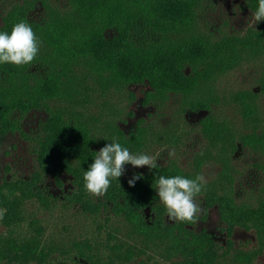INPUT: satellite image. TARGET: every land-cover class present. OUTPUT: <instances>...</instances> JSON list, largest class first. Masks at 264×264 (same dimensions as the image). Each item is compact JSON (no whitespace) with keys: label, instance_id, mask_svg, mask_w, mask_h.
Wrapping results in <instances>:
<instances>
[{"label":"trees","instance_id":"1","mask_svg":"<svg viewBox=\"0 0 264 264\" xmlns=\"http://www.w3.org/2000/svg\"><path fill=\"white\" fill-rule=\"evenodd\" d=\"M40 1L45 7L43 22L30 24L41 33L36 59L31 65L6 63L0 67L2 132L23 131L21 118L30 110L45 109L48 114L33 138L36 168L27 176L0 181V263L45 264L58 254L72 256L78 264H99L101 260V264H111L114 257L129 261L152 250L176 264H256L257 256L264 252V195L256 202L240 200L229 178L228 185L206 184L200 203L204 209L218 207L227 237L221 244L205 229L193 228V223L168 220L155 181L159 175L194 179L206 157L219 159L225 177V169L233 168L239 144L264 151V116L256 102L258 92L249 88L236 93L243 103L241 115L247 131L213 111L199 120L208 147L217 153L206 150L196 154L194 170L176 160L156 162V169L146 166L128 175L124 172L111 181L103 197H92L84 189L83 173L97 149L89 119L92 114L77 106L89 101L88 87L118 89L148 83L150 89L145 94L149 98L181 95L189 97V109L210 110L216 102L212 87L218 75L243 60H264V20L243 34L217 38L199 27L203 0H66L64 7ZM247 3L254 12L258 0ZM8 27L6 21L4 29ZM57 28H63L62 36L56 37ZM58 55L62 63L59 72L54 69ZM36 66L43 67L42 71ZM87 77L93 83H86ZM78 79L83 86L79 101L71 99L66 89ZM257 85L264 91V70ZM111 128L120 144H137L142 139L140 126L129 134L116 122ZM63 172L73 183L64 192L65 199L95 219L104 216L110 220V226L102 223L106 238L103 231L95 239L57 233L58 228L45 233L47 226L40 216L25 213L34 202L45 211L53 207L58 196L50 192L46 179L51 176L61 183ZM136 173L143 178L129 186L127 181ZM235 227L254 228L256 245L245 248L234 244L230 235ZM103 246L108 248L103 249L107 258L99 259Z\"/></svg>","mask_w":264,"mask_h":264},{"label":"rangeland","instance_id":"2","mask_svg":"<svg viewBox=\"0 0 264 264\" xmlns=\"http://www.w3.org/2000/svg\"><path fill=\"white\" fill-rule=\"evenodd\" d=\"M49 2L62 7L67 5L66 0H49ZM44 10L45 7L40 0H0V32H9L15 23L22 20L29 24L42 23ZM252 12L247 0H203L198 13V24L202 31L217 38L243 34L249 27L246 19ZM17 14H22V16ZM6 21L9 27L4 29ZM34 32L39 41L41 33ZM107 32L110 35L113 33L112 30ZM62 35L63 28H57L56 37ZM58 44L60 45V42ZM263 62L261 57L243 60L239 66L218 75L212 87V96L216 102L211 103L210 110L206 108L189 109L187 106L189 97L181 95L170 94L162 98H149L145 94L150 89L148 83H132L118 89L88 87L86 94L89 101L83 105L79 103L77 107L80 111L87 110L92 114L89 119L92 123L97 151L106 143L117 142L114 136L117 134L112 133L111 124L113 122H116L126 134L136 133L140 126L141 129L143 128L140 142L134 144L128 141L127 144L121 143L122 147H126L133 155H155L164 149L156 162L167 163L170 160H176L182 167L192 171L196 168L194 163L196 154L206 152V150H211L213 154L217 153L208 147L207 138L200 131L199 120L205 114L213 111L231 119L236 128L247 131L248 128L241 115L243 103L237 98L236 93L250 88L258 92L256 102L261 112L260 116H264V91L257 85L258 78L262 76L264 70ZM61 64L58 55V58L54 59V69L56 71L58 69L59 72ZM3 65L0 64V67ZM36 68L37 71L43 69L38 66ZM87 78L86 83H93L90 77ZM80 81L78 79L77 83L74 82L66 88L69 97L73 100L78 99L79 101L83 96V86ZM47 116L45 109H33L21 118L23 131L2 132L0 130V181L17 176H27L36 168L37 159L33 138L40 131ZM169 151L174 152V155L169 157ZM232 164L233 168L230 165L229 169H225L226 176L224 177V168L219 159L206 157L200 165L199 174L204 176L208 184H214L217 187L221 183L228 185L227 178H229L240 200L256 202L260 195H264V151H253L239 144L232 158ZM145 167L136 168L126 164L124 172L128 175L135 169ZM61 180L62 182L59 183L51 176L46 179L50 192L58 196L53 207L45 211L37 202H34L28 205L25 213L40 216L41 223L47 226L45 233H51L54 228H58L57 233L60 230L75 238L86 236L92 239L97 238V235L105 230L102 223L105 222L110 226V220L106 221L104 216L95 219L93 215L84 213L79 205L69 203L64 197V192L73 187L71 176L63 172ZM201 197V194L196 197V203L200 206L201 212L198 222L193 223L192 227L197 230L205 229L219 243L225 244L227 237L218 207L213 205L204 209L203 202L200 203ZM102 235L106 238L104 231ZM230 238L234 244L245 248H251L257 243L254 228L235 227ZM103 249L108 248L102 247L99 253L102 257L99 259L107 258L106 251L104 252ZM114 258L111 264H176L171 260L160 258L152 250L134 256L129 261L122 260L120 257ZM101 263L102 260L99 264ZM255 263L264 264V252L257 256ZM0 264L18 263L3 262ZM45 264H78V262L73 260L72 256L61 257L54 254Z\"/></svg>","mask_w":264,"mask_h":264},{"label":"clouds","instance_id":"3","mask_svg":"<svg viewBox=\"0 0 264 264\" xmlns=\"http://www.w3.org/2000/svg\"><path fill=\"white\" fill-rule=\"evenodd\" d=\"M264 20V0H258L257 8L246 19L249 27ZM39 52V41L31 25L25 21L15 23L9 32H0V64H12L18 67L31 65ZM161 149L155 155H133L119 142L106 143L98 151L88 169L83 173L84 189L92 197H103L108 191L111 181L118 180L124 174L125 165L139 168L147 166L149 170L158 168L156 163L160 158ZM174 152L169 151L171 157ZM142 174L136 173L127 181L134 186L135 181L142 179ZM207 181L203 175L194 179L181 175L166 177L159 175L155 181V189L159 201L164 206L168 220L172 222L197 223L200 206L196 197L206 189ZM3 212L0 211V219Z\"/></svg>","mask_w":264,"mask_h":264}]
</instances>
